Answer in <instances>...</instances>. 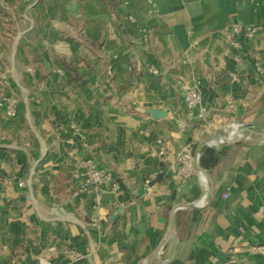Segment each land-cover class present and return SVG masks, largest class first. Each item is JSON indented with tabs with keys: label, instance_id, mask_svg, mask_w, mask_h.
I'll list each match as a JSON object with an SVG mask.
<instances>
[{
	"label": "crops",
	"instance_id": "1",
	"mask_svg": "<svg viewBox=\"0 0 264 264\" xmlns=\"http://www.w3.org/2000/svg\"><path fill=\"white\" fill-rule=\"evenodd\" d=\"M236 23L264 26V0H156L153 12L145 0L0 5V76L19 99L16 118L0 109V188H14L0 200V264H157L176 206L161 264H264L253 249L264 244V134L209 141L225 126L247 125L237 140L255 133L264 115V35L230 48ZM182 81L200 85L207 124L187 117ZM71 125L85 141H64ZM193 138L210 166L184 179L175 157ZM82 155L120 190L76 196L69 172Z\"/></svg>",
	"mask_w": 264,
	"mask_h": 264
},
{
	"label": "built area",
	"instance_id": "2",
	"mask_svg": "<svg viewBox=\"0 0 264 264\" xmlns=\"http://www.w3.org/2000/svg\"><path fill=\"white\" fill-rule=\"evenodd\" d=\"M130 0H127L129 2ZM5 0H0V5H2ZM146 6L149 12L154 11L156 5V0H145ZM144 41L148 40V34L145 28H140ZM264 35V26H258L253 24H240L236 23L227 27L224 33V40L230 48L238 49L241 45V39H254L260 35ZM188 55L182 59V63H187ZM148 72L152 75L159 74V67L154 62H148L146 65ZM29 72H32V68H28ZM61 72L60 69L57 70ZM257 72L263 73L262 66L257 65ZM229 76L236 78L235 72H229ZM11 86L10 79L7 75L3 74L0 76V109L5 113V116L9 119H14L18 115L19 99L8 94V89ZM180 89L183 96V102L185 105L186 115L190 120L200 121L207 124V108L203 101V95L200 85L197 82L192 81H182L180 84ZM189 123L187 121H181L178 124V128L181 131L187 130L189 128ZM70 133L66 135L65 142L69 145H75L77 141H85V132L78 126H69ZM68 132V131H67ZM66 132V133H67ZM195 138L190 140L182 150L176 153V173L178 176L189 179L197 173V162L199 161L200 151L202 145L199 149L195 151ZM210 140V139H209ZM160 144V149L158 151L159 155H164L166 152V147L162 139H158ZM69 177L72 182L76 185V191L74 194L76 196L85 195L86 193L93 191L98 195V193L108 191L116 192L120 190V183L115 180L112 173L104 167L94 156L82 155L77 158L75 163L72 165ZM18 186H23L24 181H19ZM14 188L11 187L9 190L0 188V200L4 199L9 193L13 192ZM224 197L228 196V192H225ZM98 203V199L96 200ZM92 225H98L99 218H91ZM258 253L264 254V244L253 247Z\"/></svg>",
	"mask_w": 264,
	"mask_h": 264
},
{
	"label": "water",
	"instance_id": "3",
	"mask_svg": "<svg viewBox=\"0 0 264 264\" xmlns=\"http://www.w3.org/2000/svg\"><path fill=\"white\" fill-rule=\"evenodd\" d=\"M147 113L150 114L154 119H160V118H163L167 115V112L166 111H163V110H159V109H148L147 110ZM259 125V129L255 132V133H252V134H245L243 136L242 139L240 140H236V141H230V140H227V139H223L221 141H217V142H221V143H226V144H229V143H235V142H239V141H251L255 138H258L260 137L261 135L264 134V115L261 119V121L258 123ZM240 129H242L241 127L239 128V131ZM225 132H228V131H222V134L225 133ZM216 136H213L210 138V142H213V141H216ZM197 169L199 171H204L203 167L201 166V163L200 161L197 162ZM212 186H213V181H212ZM212 187L211 189L209 190V192L204 195L202 197V199L200 201H197L196 203H192L191 205H189V207H193V206H199L201 204H203L207 198L212 194ZM181 207H174V209L172 210V213H171V216H170V219H169V223H168V227H167V232H166V237H165V241H164V244L162 246V249H161V252H160V255H159V259H158V262L157 264H161L163 259H164V256H165V253H166V250L170 244V241H171V237H172V224H173V217H174V214L177 210H179Z\"/></svg>",
	"mask_w": 264,
	"mask_h": 264
},
{
	"label": "bare ground",
	"instance_id": "4",
	"mask_svg": "<svg viewBox=\"0 0 264 264\" xmlns=\"http://www.w3.org/2000/svg\"><path fill=\"white\" fill-rule=\"evenodd\" d=\"M241 132L239 131V127L238 125H233L229 130L228 132H225L223 133L222 135L216 137V141L214 142H217V141H221L223 139H227V140H237L240 136Z\"/></svg>",
	"mask_w": 264,
	"mask_h": 264
},
{
	"label": "trees",
	"instance_id": "5",
	"mask_svg": "<svg viewBox=\"0 0 264 264\" xmlns=\"http://www.w3.org/2000/svg\"><path fill=\"white\" fill-rule=\"evenodd\" d=\"M101 44H102V42H98V43H96L95 45L96 46H101ZM66 67L69 69V70H71V71H73V72H76V68L74 67V66H72V65H70V64H66ZM76 78L77 79H82V77L81 76H79V75H77L76 76ZM211 152V150L210 149H207L205 152H204V154L201 156V163H202V165L204 166V167H209L210 166V162H208V161H206V154H207V152ZM213 153V152H212ZM211 160H212V163H214V159H213V156H212V158H211ZM209 161H210V159H209Z\"/></svg>",
	"mask_w": 264,
	"mask_h": 264
},
{
	"label": "rangeland",
	"instance_id": "6",
	"mask_svg": "<svg viewBox=\"0 0 264 264\" xmlns=\"http://www.w3.org/2000/svg\"><path fill=\"white\" fill-rule=\"evenodd\" d=\"M247 125H245V126H240V127H242V129H240V132H243V131H245V127H246ZM232 127V125L231 126H225V127H221V129L222 130H224V131H228L230 128ZM208 141V140H207Z\"/></svg>",
	"mask_w": 264,
	"mask_h": 264
}]
</instances>
